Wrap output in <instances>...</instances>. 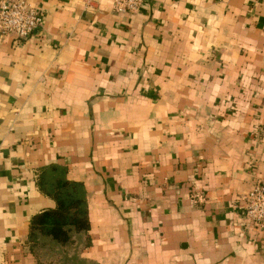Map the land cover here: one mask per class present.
<instances>
[{
	"label": "crops",
	"instance_id": "1",
	"mask_svg": "<svg viewBox=\"0 0 264 264\" xmlns=\"http://www.w3.org/2000/svg\"><path fill=\"white\" fill-rule=\"evenodd\" d=\"M24 1L40 26L0 36V264H37L53 168L84 186L92 264H264L242 202L264 184V0Z\"/></svg>",
	"mask_w": 264,
	"mask_h": 264
},
{
	"label": "trees",
	"instance_id": "2",
	"mask_svg": "<svg viewBox=\"0 0 264 264\" xmlns=\"http://www.w3.org/2000/svg\"><path fill=\"white\" fill-rule=\"evenodd\" d=\"M53 172L56 178L47 193L56 206L31 219V250L37 264H92L81 257L91 243L84 186L65 179L63 170L53 168Z\"/></svg>",
	"mask_w": 264,
	"mask_h": 264
},
{
	"label": "built area",
	"instance_id": "3",
	"mask_svg": "<svg viewBox=\"0 0 264 264\" xmlns=\"http://www.w3.org/2000/svg\"><path fill=\"white\" fill-rule=\"evenodd\" d=\"M86 9L99 0H81ZM115 13H137L145 0H111ZM42 15L24 0H0V36H12L18 41L27 39L41 24ZM200 197L194 196L193 203ZM243 216L248 225L258 229L264 223V184H256L242 197Z\"/></svg>",
	"mask_w": 264,
	"mask_h": 264
},
{
	"label": "rangeland",
	"instance_id": "4",
	"mask_svg": "<svg viewBox=\"0 0 264 264\" xmlns=\"http://www.w3.org/2000/svg\"><path fill=\"white\" fill-rule=\"evenodd\" d=\"M76 249H77V247H76V248H72V251H73V250H76ZM74 253H75V252H74Z\"/></svg>",
	"mask_w": 264,
	"mask_h": 264
}]
</instances>
